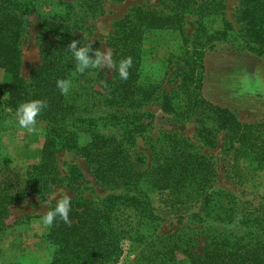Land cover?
Wrapping results in <instances>:
<instances>
[{
  "label": "trees",
  "instance_id": "1",
  "mask_svg": "<svg viewBox=\"0 0 264 264\" xmlns=\"http://www.w3.org/2000/svg\"><path fill=\"white\" fill-rule=\"evenodd\" d=\"M157 1L166 11L135 6L113 26L108 45L117 66L121 59L133 58L129 78L123 80L118 67L109 79L99 69L77 73L76 62L67 50L72 40L91 43L83 30L88 17L102 13L103 0H71L67 5L58 2L53 6L47 4L48 0H0V69L10 78L6 89L15 99L11 107L16 111L21 103L32 99L47 102L37 117L45 125L40 158L29 164L23 175L12 174L5 164L0 167V229L11 205L30 197L43 199L62 182L57 164L61 151L79 149L96 182L117 191L99 202L72 198L71 224L57 218L49 227L47 240L53 250L47 264L114 263L121 254L118 245L123 239L145 246L136 264H264V204L240 216V224L236 222L208 237L199 251L195 250L194 239L184 235L156 238L161 222L159 211L171 212L197 201L201 195H205L203 201L216 202L211 191L214 163L187 140L170 135L151 146L149 163L140 158L132 160L125 136L103 135L96 125L99 119L91 112L96 106H100L97 111L137 109L156 95L158 85L145 83L142 78V45L145 37L150 38L149 56L161 67L179 59L184 66H189L190 61L199 71L195 79L194 70L182 73L177 93L162 98L163 109L170 113L179 109L180 116L212 119L211 125H202L199 132L204 145L213 146L218 131L226 130L227 150L233 154L232 172L238 173L240 180L245 178L244 172L247 176L259 172L264 183V115H257L252 122H241L236 112L205 100L201 92L203 59L210 38L204 41L207 43L203 50L193 48L191 59L186 47L184 17L192 12L219 13L224 0ZM40 6L51 9L44 12ZM38 7L42 12L41 61L30 71V82L26 84L20 74V42L26 28L23 18L37 12ZM237 22L241 36L229 40L231 28L224 23L219 40H229L230 52L264 58V0H238ZM93 48L97 46L93 44ZM58 79L72 81L67 95L57 87ZM190 82H197L196 93L191 92ZM83 136L87 142L81 145ZM178 254L183 256L181 261L177 260Z\"/></svg>",
  "mask_w": 264,
  "mask_h": 264
},
{
  "label": "rangeland",
  "instance_id": "2",
  "mask_svg": "<svg viewBox=\"0 0 264 264\" xmlns=\"http://www.w3.org/2000/svg\"><path fill=\"white\" fill-rule=\"evenodd\" d=\"M58 2L67 5L71 0H48L47 4L53 6ZM50 6L40 7L45 8L46 12L50 11ZM135 6L166 11L165 6L157 0H103L102 13L87 18L84 35L97 48H110L108 40L115 22ZM40 7L34 14L23 18L26 28L20 42V74L26 84L30 82V71L41 61ZM222 8L214 15L192 12L184 17L186 47L191 59L193 48L203 50V45L207 43L204 41L210 38L204 47L207 51L203 59L202 96L213 105L236 112L241 122H252L257 115H264V58L229 51L230 38L241 36L237 22L238 0H224ZM224 23H228L231 28L228 31L229 40L220 41L218 34L224 31ZM149 40L150 38L145 37L142 45V78L143 82H153L159 87L152 100L137 109L121 110L115 107L97 111L100 106H96L91 112L94 118L99 119L96 125L101 134L117 138L125 136L132 160L140 158L144 163H149L151 146L158 144L164 135L187 140L196 151L211 159L215 167L211 191L215 193L213 198L216 202L203 201L205 195H201L197 201L178 206L171 212H158L161 222L156 238L170 234L184 235L194 239L195 250L199 251L208 237L218 230L233 227L236 222L240 224V216L259 209V205L264 204L263 178L259 172L250 176L244 172L242 175L245 178L240 180L239 174L232 172L233 154L227 150L226 130L218 131L213 146L204 145L199 132L202 125H211L212 119L199 115L180 116L182 111L179 109L175 113L163 109L162 98L165 94L177 93L182 73L194 70L192 78L195 79L198 78L199 71L190 65V61L189 66H184L179 59L161 67L158 61L149 56ZM99 70L104 73L105 78H111L112 70L106 67ZM9 82V76L0 69V167L5 164L12 174L23 175L26 167L41 156L45 125L38 120V131L31 134L19 127L15 119L16 111L11 107V102L15 99L6 89ZM196 83H189L192 93H196ZM118 112L121 114H117ZM80 141L84 145L87 137L83 136ZM78 150L61 151L58 154V173L62 182L52 192L63 189L72 198L95 202L108 194L117 193L96 182ZM72 169L77 171L71 172ZM0 177H3L1 172ZM51 193L43 199L30 197L9 207V215L3 220L0 229V264L49 262L53 250L47 240L49 227L40 223V220L48 211L49 205L55 207L56 201L51 198ZM118 246L121 254L110 264H136L138 253L145 247L125 239ZM182 257L178 254L177 260L181 261Z\"/></svg>",
  "mask_w": 264,
  "mask_h": 264
},
{
  "label": "clouds",
  "instance_id": "3",
  "mask_svg": "<svg viewBox=\"0 0 264 264\" xmlns=\"http://www.w3.org/2000/svg\"><path fill=\"white\" fill-rule=\"evenodd\" d=\"M93 43L81 44V41L72 40L68 44L67 50L72 53L76 62L75 71L83 74L90 69L106 67L109 70H114L118 67L119 77L127 80L130 75L129 70L133 66V58L131 56L125 57L119 61L117 66L116 61L113 59L112 49L93 48ZM56 84L62 95H67L73 86L70 79H58ZM46 107L47 102L42 99H32L21 103L15 112V119L19 127L26 129L30 134L37 132V117L41 115ZM51 198L56 201L55 207L48 206V211L41 217L40 223L46 227H52L57 221V218H59L65 224L70 225L72 222L70 220L72 207L71 195L63 189H60L58 192H52Z\"/></svg>",
  "mask_w": 264,
  "mask_h": 264
}]
</instances>
